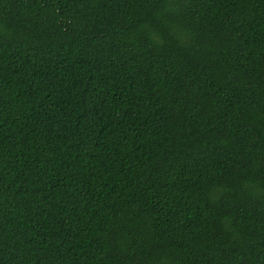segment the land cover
Listing matches in <instances>:
<instances>
[{
    "label": "trees",
    "instance_id": "1",
    "mask_svg": "<svg viewBox=\"0 0 264 264\" xmlns=\"http://www.w3.org/2000/svg\"><path fill=\"white\" fill-rule=\"evenodd\" d=\"M0 264H264V0H0Z\"/></svg>",
    "mask_w": 264,
    "mask_h": 264
}]
</instances>
